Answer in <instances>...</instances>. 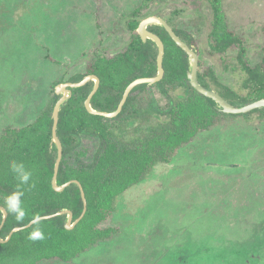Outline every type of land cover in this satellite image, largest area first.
<instances>
[{"label":"rangeland","instance_id":"rangeland-1","mask_svg":"<svg viewBox=\"0 0 264 264\" xmlns=\"http://www.w3.org/2000/svg\"><path fill=\"white\" fill-rule=\"evenodd\" d=\"M219 7L227 30L245 47L247 65L262 64L264 0H219ZM151 16L193 38L199 73L211 69L218 83L241 96L258 92L237 61L238 47L223 54L212 49L211 0H0V137L6 128L31 123L51 104L58 84L84 73L97 57L122 52L130 41L129 22L139 25ZM206 81L221 94L211 77ZM167 91L152 83L132 93L129 119L112 120L115 139H143L164 124L158 111L191 90ZM262 110L218 112L213 125L116 197L113 212L100 223L115 230L112 237L68 262L37 264H264ZM80 141L88 163L98 140Z\"/></svg>","mask_w":264,"mask_h":264},{"label":"trees","instance_id":"trees-1","mask_svg":"<svg viewBox=\"0 0 264 264\" xmlns=\"http://www.w3.org/2000/svg\"><path fill=\"white\" fill-rule=\"evenodd\" d=\"M214 13L211 38H216L212 49L223 54L233 46L238 47L237 61L247 74V81L255 87L254 97L241 96L225 85L217 82L211 69L197 71L200 85L211 90L206 81L211 77L222 88L221 96L236 107L243 106L259 98H264V62L250 67L245 62V47L242 41L227 30L222 21L219 0H211ZM167 22V21H166ZM168 23V22H167ZM130 41L126 48L107 58L97 57L84 73H78L68 81H81L86 75H95L99 84L90 100L93 110L113 112L116 110L123 91L129 83L140 77H152L157 73L156 56L158 47L150 39L142 41L136 32L138 25L131 21ZM189 47H194L193 38L185 31L171 27ZM147 29L159 37L164 46L162 58L163 76L154 83L166 94L167 88L186 87L185 97H180L168 110H160L165 115V122L154 127L152 132L131 144H121L114 137L112 120H128V110L132 107V93L144 89L148 84H140L131 91L120 113L114 117H104L90 112L85 100L93 89V80L79 87H71L69 98L58 111L55 135L61 144V160L56 175V185L77 180L86 199V212L73 227L65 226L66 213L41 219L45 239L30 241L27 239L34 225L9 233L31 221L35 214L41 216L54 214L62 210L72 213V222L80 215L83 201L77 184L70 183L62 191L53 187V174L57 147L53 141V107L59 99L54 93L51 104L41 110L35 119L18 129L6 128L0 137V207L9 193L23 192L22 206L26 215L23 221H16L7 213L3 219L0 209V264H37L42 260L58 259L68 262L94 245L99 240L112 237L115 230L101 227L114 210L118 195L142 180L157 161H166L169 154L177 147L189 142L199 131L214 124L216 115L222 110L209 97L197 92L188 82L190 70L188 55L171 39L165 28L151 24ZM199 66V65H198ZM260 92V93H259ZM254 111H263L255 109ZM91 136L98 140V149L90 162L81 158L80 138ZM23 163L31 172L28 184L21 185L10 170L11 162Z\"/></svg>","mask_w":264,"mask_h":264},{"label":"water","instance_id":"water-1","mask_svg":"<svg viewBox=\"0 0 264 264\" xmlns=\"http://www.w3.org/2000/svg\"><path fill=\"white\" fill-rule=\"evenodd\" d=\"M150 24H159L161 26H163L165 28V30L167 31V33L169 34V36L171 37V39L188 55L189 57V61H190V70L187 74V79L189 84L200 94L211 98L212 100H214L217 105L220 107V109L227 114H240V113H246V112H250L252 110L255 109H263L264 108V98H260L257 100H254L248 104H245L243 106L240 107H236L234 105H232L230 102H228L227 100H225L221 95H219L218 93H215L212 90H209L205 87H203L202 85H200L198 83L197 80V71H198V65H199V60H198V55L197 53L191 48L189 47L179 36H177L175 34V32L173 31V29L171 28V26H169V24L163 20L160 17H155V16H151L148 17L144 20H142L138 27H137V33L140 36L142 41H145L146 39H150L152 41H154L158 47V52H157V56H156V64H157V73L155 76L152 77H140L137 78L135 80H133L131 83H129L127 85V87L125 88V90L123 91L122 97L119 101V104L116 108L115 111L113 112H106V111H98V110H93L90 106V100L91 97L93 96L94 92L96 91L97 87H98V83L99 80L95 75H86L81 81L79 82H75V83H71V82H66V83H62V84H58L55 88V93L56 94H60L61 90L62 91H66V93L68 92V95L65 94V96H60L59 99L56 101L54 107H53V124H52V133H53V141L55 142V145L57 147V157L55 160V166H54V174H53V187L55 190L57 191H62L66 186H68L70 183H75L78 185L79 190H80V194H81V198L83 201V209L80 213V215L72 222V213L69 210H62L59 212H56L54 214H50V215H45V216H41V219H47L50 217H53L55 215H59V214H63L66 213L68 215L65 226L67 228H71L73 227L78 221H80L82 219V217L84 216L85 212H86V199L84 196V192L82 189L81 184L77 181V180H71L68 181L60 186L56 185V175H57V171H58V166L61 160V155H62V150H61V144L58 140V138L55 135V130H56V126H57V122H58V111H59V107L60 105L66 101L69 96H70V91L68 89V87H79L83 84H85L87 81L89 80H96L95 84L93 86L92 91L89 93L88 97L85 100V106L86 108L95 114L104 116V117H114L116 116L118 113L121 112L123 105L126 102L127 97L131 94V91L134 89V87L140 85V84H152V83H156L158 81L161 80L164 70H163V66H162V58H163V54H164V46L162 41L159 39L158 36H156L155 34L151 33L148 29L147 26ZM0 209L3 212V219L6 216V212L5 210L0 207ZM3 223H1L0 228L2 226ZM31 221L29 223H27L26 225L22 226V227H17L15 229H13L9 235L7 236L6 240L10 237V235L14 232L17 231L19 229L22 228H27L31 225Z\"/></svg>","mask_w":264,"mask_h":264},{"label":"clouds","instance_id":"clouds-1","mask_svg":"<svg viewBox=\"0 0 264 264\" xmlns=\"http://www.w3.org/2000/svg\"><path fill=\"white\" fill-rule=\"evenodd\" d=\"M10 170L15 174L21 185H26L31 179V172L25 169L23 163L15 161L10 163ZM23 192L20 190L13 191L6 195L3 199V207L7 213L14 216L16 221H23L26 215L25 209L22 206ZM31 223L34 225L31 232H29L27 239L30 241H41L45 239V234L40 227L42 220L39 214H35L31 218Z\"/></svg>","mask_w":264,"mask_h":264},{"label":"flooded vegetation","instance_id":"flooded-vegetation-1","mask_svg":"<svg viewBox=\"0 0 264 264\" xmlns=\"http://www.w3.org/2000/svg\"><path fill=\"white\" fill-rule=\"evenodd\" d=\"M93 82H94V80H93ZM94 84H95V82H94ZM99 84V83H98ZM221 84V83H220ZM223 85V84H222ZM69 88H71V87H68V89ZM70 91V90H69ZM92 91V90H91ZM219 94V93H218ZM220 95V94H219ZM61 96V94H59V97ZM225 99V98H224ZM260 99V98H259ZM226 100V99H225ZM255 100V99H254ZM254 100H252V101H254ZM257 100V99H256ZM229 102V101H228ZM219 107V106H218ZM220 108V107H219Z\"/></svg>","mask_w":264,"mask_h":264}]
</instances>
